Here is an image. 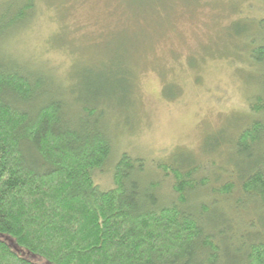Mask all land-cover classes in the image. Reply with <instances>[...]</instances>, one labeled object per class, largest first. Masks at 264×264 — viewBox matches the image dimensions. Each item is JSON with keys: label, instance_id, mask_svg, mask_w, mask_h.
<instances>
[{"label": "trees", "instance_id": "obj_1", "mask_svg": "<svg viewBox=\"0 0 264 264\" xmlns=\"http://www.w3.org/2000/svg\"><path fill=\"white\" fill-rule=\"evenodd\" d=\"M37 1L0 4V42L33 18ZM258 27L236 33L250 38L243 51L259 73L249 121L232 140L208 138L210 160L161 169L169 199L161 181L136 178L138 166L147 175L144 162L128 156L114 189L96 184L113 152L100 93L68 105L47 77L0 60V264H264V19ZM225 147L234 171L211 156Z\"/></svg>", "mask_w": 264, "mask_h": 264}, {"label": "rangeland", "instance_id": "obj_2", "mask_svg": "<svg viewBox=\"0 0 264 264\" xmlns=\"http://www.w3.org/2000/svg\"><path fill=\"white\" fill-rule=\"evenodd\" d=\"M23 1L0 4L17 9ZM261 19L264 0H38L33 18L0 42V60L47 77L68 105L100 93L113 152L96 184L114 189L117 165L128 156L144 162L147 175L138 166L136 178L161 181L159 193L169 199L172 178L162 170L194 156L210 160L206 140H232L249 121L259 73L243 51L250 38L236 33L239 26L255 36ZM231 150L211 154L223 156L228 171L235 170ZM207 167L203 175L212 180Z\"/></svg>", "mask_w": 264, "mask_h": 264}, {"label": "bare ground", "instance_id": "obj_3", "mask_svg": "<svg viewBox=\"0 0 264 264\" xmlns=\"http://www.w3.org/2000/svg\"><path fill=\"white\" fill-rule=\"evenodd\" d=\"M210 185V184H209Z\"/></svg>", "mask_w": 264, "mask_h": 264}]
</instances>
